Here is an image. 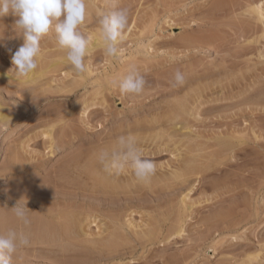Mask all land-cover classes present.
Masks as SVG:
<instances>
[{
    "label": "rangeland",
    "instance_id": "obj_1",
    "mask_svg": "<svg viewBox=\"0 0 264 264\" xmlns=\"http://www.w3.org/2000/svg\"><path fill=\"white\" fill-rule=\"evenodd\" d=\"M257 1L264 0H86L81 30L90 40L88 71L74 72L52 34L41 41L34 74L23 79H16L11 63L24 43L23 34L15 29L17 17L11 13L0 17L3 220L13 221L7 228L18 224L12 208L21 203L29 220L36 217L40 209L35 200L50 198L35 194L39 183L52 189L51 179L59 172L60 182L70 184L59 198L80 202L79 209L71 212L77 217L69 236L73 243L65 246L70 250L59 254L43 245L31 246L32 234L24 233L31 239L28 248L18 245L11 264H166L185 253L191 258L187 264H264V259L249 260L264 256V25L250 14ZM113 8L128 15L118 58L105 55L99 39L101 14ZM133 67L146 81L139 96L121 93L118 87L119 79ZM177 71L185 83L174 87ZM121 135L134 137L143 157L156 163L155 174L146 183L137 181L130 168L110 175L121 187H132L138 197L106 204L100 198L76 195L72 185L87 186L78 169L86 168L101 149H111ZM65 169L68 176H62ZM19 174L27 180L9 183ZM10 194L18 202L20 194L26 196H22L25 202H30L27 196L34 202L25 203L28 206L23 198L21 203L10 202ZM83 202L87 205L80 208ZM95 206L103 209L97 211ZM220 211L229 214L228 222L240 220L237 232H207L201 226ZM181 219L186 233L173 236L177 243L143 244L155 229L161 231L160 240L174 233ZM10 226L0 235L10 229L18 232L16 225Z\"/></svg>",
    "mask_w": 264,
    "mask_h": 264
},
{
    "label": "clouds",
    "instance_id": "obj_2",
    "mask_svg": "<svg viewBox=\"0 0 264 264\" xmlns=\"http://www.w3.org/2000/svg\"><path fill=\"white\" fill-rule=\"evenodd\" d=\"M86 12V0H0V17L10 13L17 17L15 29L24 37L23 45L11 57L16 79L27 78L34 73L42 51L41 41L52 34L74 72L85 74L88 71L85 61L90 40L83 34L81 26ZM99 26V39L105 55L118 58L121 53L119 46L128 28L126 10L113 8L101 14ZM184 83L183 73L177 71L173 86L179 87ZM145 84L144 77L134 67L118 81L121 93L131 96L142 94ZM97 160L109 175H119L130 168L139 182H148L156 171V163L143 157L135 138L130 135L119 136L111 149H101ZM12 209L18 220L24 224L29 222L25 207L18 205ZM27 243L22 232L9 230L7 234L0 235V264H11L18 245Z\"/></svg>",
    "mask_w": 264,
    "mask_h": 264
},
{
    "label": "bare ground",
    "instance_id": "obj_3",
    "mask_svg": "<svg viewBox=\"0 0 264 264\" xmlns=\"http://www.w3.org/2000/svg\"><path fill=\"white\" fill-rule=\"evenodd\" d=\"M249 5V4H248ZM250 14H252V16L253 15H255L256 16V18H255V20H256V22H258V23H260V24H262V25H264V1H257L255 4H254V6H251V8H250ZM248 13V12H247ZM249 15V14H248ZM254 27H255V29H258V26H257V23H256V25H254ZM262 37L264 38V32H263V35H262ZM195 39V38H194ZM262 39V38H261ZM190 40V39H189ZM192 40V39H191ZM197 40V39H196ZM200 40V39H199ZM203 40V39H202ZM201 40V42H203ZM205 40V39H204ZM188 41V40H187ZM198 41V40H197ZM189 42V41H188ZM192 42V41H191ZM200 42V41H199ZM257 42V41H256ZM193 44L195 43V41H193L192 42ZM100 44V43H99ZM89 51H91V50H89ZM261 57V56H260ZM42 70V69H41ZM43 71H44V69H43ZM34 74V73H33ZM42 74V73H41ZM36 75H38V74H36ZM34 76V75H33ZM29 78V77H28ZM34 78H36V77H34ZM34 78H32V80H34ZM27 80H29V79H27ZM35 81V80H34ZM83 110H85V109H83ZM83 113V112H82ZM85 113V112H84ZM1 115H2V113H1ZM4 115V114H3ZM5 117V116H4ZM3 120V119H2ZM184 127V126H183ZM182 128V127H181ZM52 130V129H51ZM179 130H181V129H179ZM49 133V132H48ZM45 135H47V133H45ZM50 135V134H49ZM54 136V135H53ZM47 137H50V136H47ZM56 138V137H55ZM230 138V137H229ZM234 138V137H233ZM47 139V138H46ZM232 139V138H231ZM51 140V139H50ZM219 140V139H218ZM229 140V139H228ZM47 141H49V140H47ZM66 141V140H65ZM233 142V141H232ZM221 143V142H220ZM225 143V142H224ZM227 143V142H226ZM52 144V143H51ZM55 144H58V143H56V141H55ZM232 144V143H231ZM58 145H60V144H58ZM233 145V144H232ZM234 145H236V144H234ZM48 146H50V145H48ZM238 146V145H237ZM226 147H227V145H226ZM226 147H225V149H226ZM230 147V146H229ZM239 147V146H238ZM234 148V147H233ZM53 150V149H52ZM243 150V149H242ZM96 151V150H95ZM98 152V151H97ZM96 152V153H97ZM54 153V152H53ZM86 153V152H85ZM94 154V153H93ZM18 155V154H17ZM16 155V156H17ZM85 155V154H84ZM90 155V154H89ZM88 155V156H89ZM97 155V154H96ZM78 156V155H77ZM81 156V155H80ZM83 156V155H82ZM12 157V156H11ZM96 157L97 156H95V158L94 159H96ZM18 158V157H17ZM71 158V157H70ZM77 158V157H76ZM80 158V157H79ZM88 159H89V157H87ZM18 159H20V158H18ZM81 159V158H80ZM80 159H79V161H80ZM90 160V161H92V162H89V164L86 166V168H83V170H79L78 169V171H79V175L80 176H85L86 177V182L87 183H85V182H82V183H85L87 186H84V188H82L81 186H79V185H81L82 183H78L79 185V187H77V186H73L72 185V187H75V194L76 195H82V196H89V197H94V198H100L101 199V201L102 202H105L106 204L108 203V204H116L115 202H116V198L117 199H121V198H123V197H125V198H128L129 197V199H130V197L132 196V195H134L135 194V196H136V198L138 197V192H135V191H133V189H130V188H132V187H130V188H124V187H121L119 184V182H116V180H114V178L112 179L111 177H110V175L107 173V174H105V171L101 168L102 166L100 165V163L98 162V160L96 159V160ZM8 160H10V159H8ZM15 160V159H14ZM12 161V160H11ZM76 162L78 161V160H75ZM78 161V162H79ZM81 161H83L82 159H81ZM85 161V160H84ZM13 162V161H12ZM73 163H76V162H74V161H72ZM8 163V162H7ZM21 163H22V161H21ZM69 163L70 164H73V163H71V161H69ZM81 163V162H80ZM79 163V164H80ZM88 163V162H87ZM5 164V163H4ZM14 164H15V162H14ZM65 164V163H64ZM7 165V164H6ZM75 165V164H74ZM81 165V164H80ZM186 165V164H185ZM184 165V166H185ZM190 165V164H189ZM213 165V164H212ZM232 165V164H231ZM20 166V165H19ZM68 166V165H67ZM76 166V165H75ZM75 166L73 167V166H71L70 168H69V166H68V168L69 169H71L72 167L73 168H75ZM79 166V165H78ZM82 167H83V165H81ZM6 167V166H5ZM21 167V166H20ZM213 167V166H212ZM13 168V167H12ZM57 168V167H56ZM65 168V166L63 167V169ZM72 168V169H73ZM79 168V167H78ZM185 168V167H184ZM187 168V167H186ZM189 168H192V166H190ZM19 168H16L15 170H13L14 172L13 173H15L17 170H18ZM82 169V168H81ZM196 169V168H195ZM202 169V168H201ZM56 170V169H55ZM191 170H194V167H193V169H191ZM190 170V171H191ZM203 170V169H202ZM63 171H66L64 174H63V172H61L62 173V176H68V174H66L67 173V170L65 169V170H63ZM69 171V170H68ZM73 171V170H72ZM71 170H70V172L69 173H71L72 172ZM78 171L76 172V173H78ZM181 171V170H180ZM186 171H188V169L186 170ZM196 171V170H195ZM198 171V170H197ZM4 172V171H3ZM52 172V171H51ZM55 172H57V171H55ZM54 172V173H55ZM182 172V171H181ZM12 173V172H11ZM73 173V172H72ZM176 173V172H175ZM184 173V172H183ZM203 173H205V172H203ZM56 174V176H55V178L52 180L51 178V183H50V179L48 180L49 181V183L50 184H53L54 185V187L51 189L50 187H48V190H47V188L46 189H44V187H42L43 185H45V183L44 184H42V183H39V184H41V185H39L38 187L39 188H37V186L36 187H31V188H37V191L35 192V194H41V196H44L45 197V195L46 196H48V197H53L52 199H50V198H48V200L47 199H45V200H43V201H41L40 199H38V201L37 200H35L36 202H34L33 200L34 199H31L30 198V196H27V197H29V203H32V202H34L33 204L34 205H37L38 204V206H39V209H40V213L35 217H32V218H30V220H29V218H28V223L27 224H24L23 222H19V220L14 216L15 214H13V216L15 217V219H14V224H15V222H16V220H18L17 222H18V224H15L17 227H15V228H18V232L20 233V232H22L23 234L25 233V234H27V233H29V235L30 234H32V236H33V242L31 243L32 245L31 246H36V245H43V247L45 246V247H47L46 249H49L48 251H50L51 250V252H52V250H56L59 254H61L60 252H62L61 250H63L64 248H66V247H68L67 245H69V244H71V243H73V241L70 239V237L69 236H71L70 235V233H71V231L73 230V229H71V226H72V223H73V221H75V219H73V218H75V217H77V216H75V217H73L72 216V214H71V212H73V209H75V208H77V210L79 209L78 207H79V204H77V203H80V202H77V201H70V200H68L67 198L66 199H61V198H59V196L60 195H62L63 193H65V191H66V189L67 190H69L70 189V184L68 183L67 184V182H68V180H67V182H60V180H59V177H58V175L60 174V172L59 173H55ZM54 174V175H55ZM73 174H75V171H74V173ZM176 174H178V173H176ZM185 174H187L186 172H185ZM3 175V174H2ZM77 175V174H76ZM61 176V175H60ZM61 176V177H62ZM70 177L69 178H71V180H72V175L70 174L69 175ZM173 176V175H172ZM183 176V175H182ZM5 177H7V175L5 176ZM12 177V176H11ZM10 177V178H11ZM52 177V176H51ZM76 177V176H75ZM115 177V176H114ZM47 178V177H46ZM63 178V177H62ZM78 178V177H77ZM203 178V177H202ZM1 179V178H0ZM74 179H76V178H74ZM80 179V178H79ZM82 179V178H81ZM12 180V181H11ZM11 180H8L9 181V183L10 182H12V184L14 183V182H19L20 181V183H21V181L22 180H27V178H26V175H22V174H19V175H16V176H13V178H11ZM71 180H69L70 182H71ZM85 180V179H84ZM83 180V181H84ZM43 181V180H42ZM63 181V180H62ZM204 181V180H203ZM202 181V182H203ZM25 182V181H24ZM28 182H29V180H28ZM40 182H41V180H40ZM46 182V181H45ZM76 182H77V180H76ZM115 182H116V184H115ZM26 183V182H25ZM117 183H119V184H117ZM126 183V182H125ZM129 183V182H128ZM145 183V182H144ZM19 184V183H18ZM22 184H23V182H22ZM21 184V185H22ZM30 184V183H29ZM47 184V183H46ZM77 184V183H76ZM123 184V183H122ZM131 184V183H130ZM53 185H51V186H53ZM66 185H69V186H66ZM83 185V184H82ZM127 185V184H126ZM48 186V185H47ZM65 186H66V189H65ZM123 186H124V184H123ZM128 186V185H127ZM133 186V185H132ZM17 187H18V185H17ZM16 187V188H17ZM41 187H42V189H41ZM67 187H69V188H67ZM77 187V188H76ZM86 187V188H85ZM51 190H50V189ZM14 189V188H13ZM12 189V190H13ZM33 189H31V190H33ZM44 189V190H43ZM65 189V191L63 192V190ZM31 190H30V192H31ZM36 190V189H35ZM71 190H72V188H71ZM70 190V191H71ZM74 190V189H73ZM139 190V189H138ZM140 190H143L142 188L140 189ZM78 191V192H77ZM149 191H151V190H149ZM9 192V191H8ZM67 192V191H66ZM140 192V191H139ZM152 192V191H151ZM144 192L142 191V193L141 194H143ZM153 193H155V192H153ZM153 193H151V194H153ZM12 194H15V196H17L16 194H17V192H14V193H12ZM30 194V193H29ZM140 194V195H141ZM11 195V194H10ZM19 195V194H18ZM139 195V196H140ZM12 196V195H11ZM11 196H9V198H10V202H14V201H16L17 199H15V197H13V198H11ZM22 196H24L25 198H26V196L25 195H22V194H20V197L21 198H18V200L20 199H22V202L25 204V203H27V201L28 200H26V202H25V199H24V197H22ZM56 196V197H55ZM142 196V195H141ZM147 196V195H146ZM150 196V195H149ZM37 197H38V195H37ZM36 197V198H37ZM223 197V196H222ZM17 198V197H16ZM34 198V197H33ZM35 198V199H36ZM132 198H133V196H132ZM135 198V197H134ZM133 198V199H134ZM220 198H221V196H220ZM12 199V200H11ZM15 199V200H14ZM27 199V198H26ZM186 199V198H185ZM185 199H183V202L185 203V205H186V200ZM19 200V202L21 203V201ZM127 200V199H126ZM217 201V200H216ZM219 201V200H218ZM223 201H224V199H223ZM222 201V202H223ZM17 203H19L18 201H16ZM15 202V203H16ZM220 202V201H219ZM29 203H27V204H29ZM120 204V203H119ZM20 205H22V203L20 204ZM32 205V204H31ZM87 204L85 203V202H83V203H81L80 204V208H81V206L83 207V206H86ZM101 205V204H100ZM22 206H24V205H22ZM25 206H28V205H26L25 204ZM103 206V205H102ZM188 206V205H187ZM238 206V205H237ZM16 207V206H15ZM90 207H94V206H92V205H90ZM89 207V208H90ZM188 207H191V206H188ZM235 207V206H234ZM95 208L97 209V211L99 210H101V209H103V208H101L100 206H95ZM238 208V207H237ZM63 209V210H62ZM72 209V211H70L69 212V210H71ZM91 209V208H90ZM94 209V208H93ZM235 209H236V207H235ZM256 209H257V207H256ZM92 210V209H91ZM105 210V209H104ZM75 211V210H74ZM89 211V210H88ZM93 211V210H92ZM103 211V210H102ZM111 211V210H110ZM113 211V210H112ZM226 211H228V209L226 210ZM78 212H80V210L78 211ZM91 212V211H90ZM95 212V211H94ZM224 212V211H223ZM223 212H221L220 211V213H218V212H216L217 214H213V216H211L210 215V218H209V216H208V218L206 219V220H204L203 222H202V224H201V226H204L205 228H206V230H207V232H209V231H212V230H216V231H218L219 233H224V232H227V233H230V232H237L238 231V227H239V225H241V223L239 222V221H234V222H228L227 221V219L229 218L228 216H229V214H227L228 216L226 217V214H225V212L223 213ZM256 212V211H255ZM5 213V212H4ZM75 213V212H74ZM227 213V212H226ZM257 213V212H256ZM6 214V213H5ZM231 214H232V212H231ZM3 214L2 213H0V231H2V230H6V229H9V226H8V228H7V223H13V221H10V222H8L7 221V217H5V219H6V221L5 220H3L4 218V215L2 216ZM29 215V214H28ZM91 215H92V213H91ZM98 215V214H97ZM113 215V214H112ZM86 216V215H85ZM110 216V215H109ZM31 217V216H30ZM101 217V216H100ZM185 217V216H184ZM191 217V216H190ZM189 217V218H190ZM87 218V217H86ZM85 218V219H86ZM98 218V217H97ZM227 218V219H226ZM8 219H10V218H8ZM84 219V218H83ZM88 219H89V217H88ZM99 219V218H98ZM244 219V218H243ZM76 220H78V219H76ZM244 221V220H243ZM246 221V220H245ZM101 222V221H100ZM256 222V221H255ZM10 223V224H11ZM90 223V222H89ZM243 223V222H242ZM77 224H78V222H77ZM80 224H82V223H80ZM86 224V223H85ZM84 224V225H85ZM99 224V223H98ZM184 224H185V222L183 221V219H181L180 220V223H178V226L176 227V228H174V233L172 232V233H170V234H168L167 236H165V237H163V240H160L159 238H158V236H159V232H161V231H159V228L156 230H154V231H152V232H148L149 234H147L145 237H144V239L142 240V242H143V244L145 243V245L146 244H150V245H154V244H156V242H158V241H161V242H166V243H168L169 245H170V242H171V240H172V238H174L175 236L174 235H176L177 237H182L183 235H184V233H186L185 232V229H184ZM261 224V223H260ZM6 225V226H5ZM15 225H11L10 226V228L12 227V226H15ZM177 225V224H176ZM74 226V229H75V225H73ZM76 226H80V225H76ZM5 227V228H4ZM98 227H99V225H98ZM106 227V226H105ZM175 227V226H174ZM12 228H14V227H12ZM100 228V227H99ZM118 228V227H117ZM169 228V227H168ZM108 229V228H107ZM106 229V230H107ZM4 230V231H5ZM11 230V229H10ZM17 229H15V231H16ZM82 230H83V228H82ZM162 230H163V228H162ZM3 231V232H4ZM8 231V230H7ZM76 231V230H75ZM79 231V230H78ZM86 231V230H85ZM108 231V230H107ZM120 231V230H119ZM118 231V232H119ZM206 232V233H207ZM86 233H87V231H86ZM100 233V232H99ZM115 233V232H114ZM205 233V232H204ZM211 233V232H210ZM263 233V232H262ZM6 234V233H5ZM117 234V233H116ZM141 234V233H140ZM200 234H202V233H200ZM28 235V236H29ZM74 235V234H73ZM101 235V234H100ZM234 235V234H233ZM264 235V234H263ZM26 236V235H25ZM27 236V237H28ZM31 236V237H32ZM80 236V235H79ZM84 236H85V234H84ZM90 236V235H89ZM99 236V235H98ZM113 236V235H112ZM115 236H117V235H115ZM174 236V237H173ZM77 237V236H76ZM88 237V236H87ZM118 237H119V235H118ZM29 238H30V236H29ZM101 238V237H100ZM114 238V237H113ZM120 238V237H119ZM118 238V239H119ZM239 237H237V236H232V240H236L237 241V239H238ZM28 239V238H27ZM74 239V238H73ZM111 238H109V240H110ZM117 239V238H116ZM123 239V238H122ZM175 239V238H174ZM172 240L173 242H171V244L173 243H177V240ZM28 240H31V239H28ZM82 240H83V238H82ZM88 240V239H87ZM95 240V239H94ZM93 240V241H94ZM107 240V239H106ZM106 240H105V242H106ZM114 240V239H113ZM113 240H112V243H115L116 241H114L113 242ZM75 241V240H74ZM81 241V240H80ZM83 241H86V240H83ZM97 241H99V243L101 242V240H97ZM175 241V242H174ZM77 242V241H76ZM76 242H74L75 243V245L77 244ZM95 242V241H94ZM87 243V242H86ZM92 245H93V243L92 242H90ZM112 243H110V244H112ZM28 244V243H27ZM80 244H82L83 245V243H80ZM95 244H96V242H95ZM107 244H109V243H107ZM109 244V245H110ZM72 245H74V244H72ZM77 245H79V244H77ZM76 245V246H77ZM92 245H91V247H92ZM104 245V244H103ZM117 246V243L116 244H114L113 245V247L114 246ZM124 245V244H123ZM166 245V244H165ZM169 245H167V246H169ZM20 246V245H19ZM22 246H24V247H26L25 245H22ZM66 246V247H65ZM75 246V247H76ZM81 245H79V246H77V247H80ZM85 246H87V245H85ZM112 246V245H111ZM149 246V245H148ZM166 246V247H167ZM24 247H22V248H24ZM69 247H70V245H69ZM76 247V248H77ZM82 247V246H81ZM108 247V246H107ZM26 248H28V247H26ZM34 248V247H33ZM72 248V247H71ZM84 248V247H83ZM103 247H101V249H102ZM106 248V247H105ZM116 248V247H115ZM32 249V248H31ZM31 249H30V251H31ZM67 249V251L68 250H70V248L68 249V248H66ZM78 249V248H77ZM95 249V248H94ZM107 249V248H106ZM108 249H109V247H108ZM165 249V248H164ZM26 250V249H25ZM79 250V249H78ZM111 250V249H110ZM119 250V249H118ZM34 251H35V249H34ZM39 251V250H38ZM41 251V250H40ZM56 251H54V252H56ZM66 251V252H67ZM73 251H74V249H73ZM84 251H86V250H84ZM99 251V250H98ZM29 252V251H28ZM53 252V253H54ZM72 252V251H71ZM89 252H91L90 250H89ZM46 253V252H45ZM64 253V252H63ZM80 253H81V251H80ZM100 253V252H99ZM98 253V254H99ZM103 253V252H102ZM165 253V252H164ZM52 254V253H51ZM50 254V255H51ZM104 254V253H103ZM106 254V253H105ZM49 255V254H48ZM54 255V254H53ZM65 255V254H64ZM63 255V256H64ZM79 255V254H78ZM78 255H77V257H78ZM260 255L261 254H257L255 257H251V258H249V260L250 261H253V260H256V259H258V258H260L262 261H263V259H264V256L263 257H260ZM71 256V255H70ZM262 256V255H261ZM53 257V256H52ZM49 258V257H48ZM62 259V258H61ZM69 259V258H68ZM165 259V258H164ZM191 258H190V254H188V253H185V254H182V255H180V256H176V258L175 257H173L171 260H169V261H167L166 262V264H187L188 263V261L190 260ZM52 260V259H51ZM80 260V259H79ZM66 263V262H65ZM164 263H165V261H164ZM263 263V262H262ZM261 263V264H262ZM68 264V263H67ZM73 264V263H72ZM163 264V263H162ZM245 264H248V263H245ZM251 264H253V262L251 263Z\"/></svg>",
    "mask_w": 264,
    "mask_h": 264
}]
</instances>
